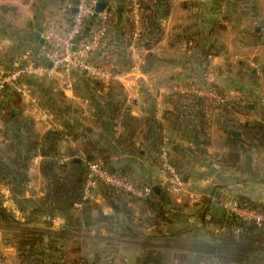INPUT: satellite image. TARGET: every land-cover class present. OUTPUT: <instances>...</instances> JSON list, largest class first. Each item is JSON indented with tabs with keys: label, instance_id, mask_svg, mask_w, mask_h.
<instances>
[{
	"label": "crops",
	"instance_id": "0c3cea01",
	"mask_svg": "<svg viewBox=\"0 0 264 264\" xmlns=\"http://www.w3.org/2000/svg\"><path fill=\"white\" fill-rule=\"evenodd\" d=\"M67 1L74 6L77 0H0V68H13L28 56L37 59L46 24L68 20ZM98 1L106 3L115 28L123 30L128 19L124 0ZM151 17L160 39L151 48L141 43L133 56L138 68L124 71L117 81L123 86L125 106L132 116L140 120L153 116L163 124L170 154L197 200L187 194L167 193L163 216L156 223L136 201L128 203L131 215L119 211L118 205L113 207L112 200L106 198L80 206V201L76 202L68 214L44 205L48 180L40 171L42 156L37 155L30 162L23 195H13L0 182L4 204L16 219L10 227L0 223V264H20L14 234L21 230L43 233L44 264H72L78 257L89 264H140L149 251L163 254L166 264H220L202 246L228 234L217 223L225 215L219 201L245 196L264 204V148L244 140L235 122L264 121V84L259 86L249 73L256 67L264 68V0H162L153 6ZM210 45H215L217 52L209 56L205 70L204 52ZM212 73L227 98L237 102L233 115L213 110L204 125L193 115L187 122L164 120L174 110L176 86ZM60 76L27 79L29 95H21L16 106L8 91L5 105L33 120L36 132L43 135L56 128L52 127L53 109L42 106L40 96L49 99L55 111L56 97H48L47 91L53 95L51 89L60 90L68 104H80L74 105L78 112L74 117L61 114L66 118L57 129L63 128L65 120L70 121L106 151L114 166H128L143 184L162 185L166 175L153 162L152 153L139 156L134 152L147 143L143 135L132 139V147L120 144L118 138L126 137V130L121 122L112 125L107 108L100 110L92 101L93 84L77 71L70 78ZM68 81L72 87L67 86ZM88 114L92 126L87 124ZM233 130L241 135H233ZM229 136L236 139L228 141ZM59 147L60 160L66 159L63 163L87 159L70 136L66 135ZM101 214L111 218L100 219Z\"/></svg>",
	"mask_w": 264,
	"mask_h": 264
},
{
	"label": "trees",
	"instance_id": "16d2710c",
	"mask_svg": "<svg viewBox=\"0 0 264 264\" xmlns=\"http://www.w3.org/2000/svg\"><path fill=\"white\" fill-rule=\"evenodd\" d=\"M138 1L143 10L144 20L141 45L151 48L150 46L160 39L159 28L151 17V11L153 6H156L162 0ZM131 2L132 0H124L123 7L128 16V26L127 28L123 27V30L122 28H115L113 13L110 10L112 14V30L106 44L107 46L104 49L105 54L102 56V60H100L101 62L112 64L114 66L113 69L118 71H126L135 63L131 53L128 51L129 37L133 27L130 15ZM71 12L70 10L69 14ZM222 27L220 26V28ZM115 29L118 32L114 33ZM154 31L155 33L153 34ZM119 34L120 37L118 38ZM147 37L148 40L145 42L144 40ZM216 52L215 45H210L209 49L204 52L205 70L209 67V56L215 55ZM115 57L117 58L115 59ZM207 75L204 74L201 79L195 78L193 81L183 83L182 85L192 86L203 82L216 91L223 92L216 83L206 82ZM84 77L93 84L92 101L96 103L100 110L103 108L106 110L107 108L109 117L114 121L112 125L114 124L115 126L118 122L123 124L126 130V137H119V143L132 147V139L137 134H142L147 143L141 148L135 149L134 152L138 153L139 156L152 153L153 162L157 163L160 167L162 147L169 146V141L163 133V124L153 116L142 120L132 116L129 108L125 106L123 99L124 89L118 81L105 83L88 78L85 75ZM7 92L12 97L13 104L18 106L22 98L21 94L14 89H7L4 96ZM221 92L219 93L224 97L222 102L216 98H208L193 93H182L175 90L173 92L175 98L174 110L170 111L169 115L164 117V120L171 123L177 122V120L187 122L189 121L188 118L193 115L204 125L206 117L213 110L222 111L226 115H233V112L237 109V102L228 99L226 94L224 92L222 94ZM237 121H235L236 126L242 132L244 140L251 143L256 142L264 148V121ZM0 125H3L0 131L2 132L4 143V146H0V182L9 188L13 195H23L29 182L30 162L35 156L40 155L42 156L40 171L48 180V192L44 205L52 206L70 214L71 207L74 203L81 201L82 198L86 165L85 162L78 158H73L67 163H60L62 152L59 143L66 135L78 142L80 148L86 152V160L102 158L110 170L125 174L134 180L136 179L128 166H114L110 161V156L105 154L106 151L98 147V143L89 137L85 131L78 130L68 120H65L62 129H51L45 134L40 135L34 128L33 120L23 116L20 111L8 108L3 99L0 110ZM233 139L236 138L228 137V141ZM127 141H131V143L127 144ZM131 150L133 151L134 148H131ZM172 161L176 165L173 158ZM152 186L154 188V185ZM156 186L158 187V191L153 190L152 197L140 202L143 210L151 214V218L154 219L155 223L157 219L163 216V203L166 202V194L168 193L163 185L158 184ZM100 190L104 198L112 200L113 203L111 202L110 204L113 207L118 205L119 211L131 215V206L128 203L132 200L127 195L105 184L100 185ZM237 199L242 206L252 207L264 212L263 203H258L245 196L238 197ZM4 202V194L0 191V223H4L5 226L10 227L11 224L16 222V219L5 206ZM99 218L107 220L111 216L101 214ZM217 223L222 225V227L228 228L229 233L222 238L215 239L216 241L209 245L202 246L206 247L207 253L211 254L218 263L226 264L241 261L247 263L253 251L264 252L263 246L258 247V244L264 242V223H249L236 216L229 217L227 214L222 216ZM234 228H239L240 232L237 234L232 232ZM14 238L20 253V264H44V252L42 250L43 233L21 230L19 233L14 234ZM72 264L89 263L82 257H78ZM140 264L166 263L163 261V254L158 251H149L144 255Z\"/></svg>",
	"mask_w": 264,
	"mask_h": 264
},
{
	"label": "built area",
	"instance_id": "2783aa9c",
	"mask_svg": "<svg viewBox=\"0 0 264 264\" xmlns=\"http://www.w3.org/2000/svg\"><path fill=\"white\" fill-rule=\"evenodd\" d=\"M98 0H77L73 6L66 2V9L71 10L66 22H48L42 32L44 41L41 49L37 53V59L28 56L24 63L13 68H0V110L2 107L4 93L7 89H14L22 96L29 95V89L25 82L29 78H53L64 75L70 78L73 72L77 71L88 78L109 83L120 80L125 74L124 71L113 69L112 64L97 60V56L104 52L106 44L112 30V14L109 9L97 10ZM74 9H76L74 11ZM130 15L132 20V32L128 51L132 57L140 48L142 35L144 32L143 10L138 0H132L130 4ZM134 59V58H133ZM136 62L130 70H136ZM264 81V74H261ZM214 74H209L207 83L214 80ZM68 87L72 83L68 81ZM176 91L182 93H193L208 98H216L222 102L224 97L214 88L207 84L192 85L185 87L179 85ZM160 168L166 175L162 185L170 194L187 196L195 201L198 195L194 191L187 189V182L183 173L172 161V156L168 146L162 147ZM66 159H61L63 163ZM86 174L84 189L80 206L83 203L95 201L99 202L103 197L100 185L105 184L118 192L124 193L129 199L136 202L144 201L153 195V186L143 184L129 176L110 170L102 158L86 160ZM227 215L236 216L249 223H264V212L258 209L240 205L237 198L230 199L222 203ZM226 229V227H223ZM239 233V228L232 230Z\"/></svg>",
	"mask_w": 264,
	"mask_h": 264
},
{
	"label": "rangeland",
	"instance_id": "374dc122",
	"mask_svg": "<svg viewBox=\"0 0 264 264\" xmlns=\"http://www.w3.org/2000/svg\"><path fill=\"white\" fill-rule=\"evenodd\" d=\"M127 26H128V22L126 23V26H125V28H127ZM251 67H253V66H251ZM256 67V66H255ZM254 67V68H255ZM252 68H250V70H251ZM213 72H215V74H216V72H217V70H215V71H213ZM254 72H255V76H253L254 75ZM250 71L249 73L252 75V76H250L251 77V79H255L254 80V82H257V84L259 85V86H262L263 84H264V81H263V78L261 77V74H264V68L263 67H261V66H259V67H256V69H255V71ZM79 75H81V76H84L83 74H81V73H79V72H77ZM210 73V72H209ZM75 74V73H74ZM215 74H214V77H215ZM73 75V74H72ZM217 75V74H216ZM209 75H207V77H208ZM60 77H63V78H68L67 76H60ZM206 77V78H207ZM206 82H207V79H206ZM213 82L214 83H216L217 84V82H216V79L214 78V80H213ZM263 83V84H262ZM44 84V83H43ZM200 84H205V83H200ZM185 85V84H184ZM43 87H46V85L44 86L43 85ZM185 87H191V86H189V85H186ZM45 89V88H44ZM47 89H51L50 87H48ZM52 91H51V93L53 94V95H51L50 94V91H47V93H48V97L50 96V97H56V99H54V101H55V103H56V108H55V111H54V108L51 106L52 105V103L49 101V99H45V98H43V96H42V98H41V96H40V99H41V102H42V106H44V107H48V109L50 110V108H52L53 109V111H51L52 112V114H53V116L54 117H52V120L54 121V126H52V127H54V128H56L57 129V127L59 126V125H62V121H63V119H65L66 117L64 116H61V114L62 113H65L68 117H74L78 112H77V107L76 106H74V105H78V104H80L78 101L77 102H73L74 104H72V103H70V104H68L69 102L68 101H66V100H64L63 98H62V93L60 92V90H54V89H51ZM219 91V90H218ZM37 92H38V94L40 95V90H39V87H38V89H37ZM219 92H221V91H219ZM222 94H224L223 92H221ZM50 107V108H49ZM80 107H82V106H80ZM88 110V109H87ZM48 119H50V118H48ZM86 119H87V124L88 125H90V126H92V121H91V116H90V114H88L87 116H86ZM90 119V121H88ZM85 122H86V120H85ZM1 137H2V132L0 131V143L2 142L3 143V139L1 140ZM136 181H138L137 179H135ZM138 182H140V181H138ZM141 183V182H140ZM29 185H30V183H29ZM28 189H30L29 188V186H28ZM190 191H193V190H190ZM230 199H228V200H221V201H219L220 203H221V207L223 208V205H222V203L223 202H225V201H229ZM91 203H93L94 204V202L95 201H90ZM199 203V202H198ZM196 203H194V205H195ZM224 209V208H223ZM224 212H225V214H227L226 213V211L224 210ZM226 231H228L227 233H229V230H228V228H226L225 229ZM226 233V234H227ZM221 236H226V235H220V236H218V237H221ZM219 239V238H218ZM213 241H216V240H214L213 238H212V242ZM260 246H263L264 247V242H262V244H258V247H260ZM252 252V251H251ZM250 256H251V258H250ZM250 256H249V261L247 262L248 264H264V252H261V251H253L251 254H250ZM245 263V262H244ZM243 263V261H241V262H235V264H244ZM226 264H231V262H229V263H226ZM246 264V263H245Z\"/></svg>",
	"mask_w": 264,
	"mask_h": 264
},
{
	"label": "water",
	"instance_id": "95a60500",
	"mask_svg": "<svg viewBox=\"0 0 264 264\" xmlns=\"http://www.w3.org/2000/svg\"><path fill=\"white\" fill-rule=\"evenodd\" d=\"M105 8H106V3H105V2H101V1H99V2L97 3V10H98V11H102V10H104ZM75 10H76V9H74V11H75ZM41 42L44 43L43 39H41ZM232 134H233V135H241V133H240L239 131H235V130L232 131ZM154 190L158 191V187H157V186H154ZM229 217H231V215H229Z\"/></svg>",
	"mask_w": 264,
	"mask_h": 264
}]
</instances>
